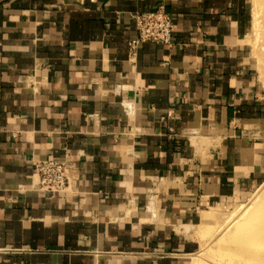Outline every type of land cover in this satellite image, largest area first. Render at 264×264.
<instances>
[{
    "label": "crops",
    "instance_id": "1",
    "mask_svg": "<svg viewBox=\"0 0 264 264\" xmlns=\"http://www.w3.org/2000/svg\"><path fill=\"white\" fill-rule=\"evenodd\" d=\"M162 6L171 45L131 54ZM246 0H0V264H195L207 213L264 179ZM74 158L65 192L39 158Z\"/></svg>",
    "mask_w": 264,
    "mask_h": 264
},
{
    "label": "rangeland",
    "instance_id": "2",
    "mask_svg": "<svg viewBox=\"0 0 264 264\" xmlns=\"http://www.w3.org/2000/svg\"><path fill=\"white\" fill-rule=\"evenodd\" d=\"M246 4L250 20L248 56L264 94V1L246 0ZM206 216L196 227L201 247L195 264H258L262 260L264 242L258 241L259 236L257 241L251 237V243L246 244L238 239L248 231L264 234V179L224 199Z\"/></svg>",
    "mask_w": 264,
    "mask_h": 264
},
{
    "label": "built area",
    "instance_id": "3",
    "mask_svg": "<svg viewBox=\"0 0 264 264\" xmlns=\"http://www.w3.org/2000/svg\"><path fill=\"white\" fill-rule=\"evenodd\" d=\"M135 20L136 34L128 42V49L135 54L144 42L171 45L174 23L171 14L162 6L132 13ZM75 161L69 154L62 157L39 158L32 165L30 175L34 190L54 195L65 192L72 179Z\"/></svg>",
    "mask_w": 264,
    "mask_h": 264
},
{
    "label": "bare ground",
    "instance_id": "4",
    "mask_svg": "<svg viewBox=\"0 0 264 264\" xmlns=\"http://www.w3.org/2000/svg\"><path fill=\"white\" fill-rule=\"evenodd\" d=\"M254 1V0H253ZM262 1H264V0H261V2ZM257 2V1H256ZM258 2H259V0H258ZM249 229H251V228H249ZM249 229H247V230H249ZM240 235H242V234H240ZM256 236H259L261 239L260 240H258V239H256ZM264 234L262 233V231H260V230H255V231H248V232H245L244 233V235L242 236V238H240V239H238V241L240 240H243V241H245V242H243V243H251V241L249 242V240H250V238L252 237L254 240H258V241H262V242H264ZM255 237V238H254ZM253 242V241H252ZM260 250V249H259ZM236 261V260H235ZM234 261V262H235ZM227 264V263H226ZM241 264V263H240ZM258 264H264V257L262 258V260H260V262L258 263Z\"/></svg>",
    "mask_w": 264,
    "mask_h": 264
}]
</instances>
